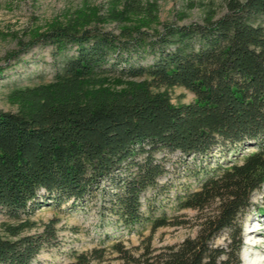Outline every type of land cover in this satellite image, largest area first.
Returning <instances> with one entry per match:
<instances>
[{"label":"trees","instance_id":"obj_1","mask_svg":"<svg viewBox=\"0 0 264 264\" xmlns=\"http://www.w3.org/2000/svg\"><path fill=\"white\" fill-rule=\"evenodd\" d=\"M159 11L158 0L84 2L25 37L0 31L17 41L4 61L41 44L63 56L51 80L9 89L16 110L0 109V213L20 222L48 200L83 205L100 192L127 229L183 226L180 217L142 212L141 195L168 172L158 154L211 161L215 151L240 152L177 196L179 209L197 211L194 237L138 256L120 242L114 248L133 264H241L244 216L264 184V0H226L223 14L189 24L162 22ZM173 86L195 99L174 104L163 90ZM24 226H8L15 239L0 236V264H31L57 244L55 222L20 237ZM224 231L228 244L215 245ZM104 254L73 250L66 264Z\"/></svg>","mask_w":264,"mask_h":264},{"label":"rangeland","instance_id":"obj_2","mask_svg":"<svg viewBox=\"0 0 264 264\" xmlns=\"http://www.w3.org/2000/svg\"><path fill=\"white\" fill-rule=\"evenodd\" d=\"M84 2L102 4L106 0H0V31L17 33L25 37V33L37 25L61 17L65 12L74 10ZM159 15L162 22L189 24L202 22L209 14L221 15L226 11V0H158ZM113 25L107 27L112 29ZM17 47V41L12 37L0 39V65L5 66V78L0 76V109L14 111L16 107L8 101L9 89L13 85H32L51 80L58 71L63 56L55 54L53 45L41 44L33 47L18 58L4 61L8 51ZM151 61V56L143 60ZM174 104L192 102L195 95L182 86L164 87ZM246 146L244 151L252 150ZM166 156L168 172L160 179L159 186L148 189L141 195L142 212L145 217L166 214L171 220L180 217L188 221L183 226H162L153 229L150 221L127 229L121 223H116V217L104 208L105 199L100 192L84 202L74 204L69 200L61 205L48 200L24 220L17 222L0 213V236L15 239L8 230L9 225L25 224L20 237L37 235L44 231L46 224L55 222L57 244L45 247L31 264H66L71 260L73 250L86 251L93 248L105 250L102 259L92 264H133L120 258L114 245L117 242L129 249L133 255H140L150 245L159 249L166 245L178 244L185 238L194 237L197 211L179 209L177 196L186 190L197 189L207 176V169L217 163H229L242 158L243 153L236 156L231 152L220 154L213 152V158L208 161L184 157L180 152L160 153L158 157ZM204 166V168H201ZM43 192V191H42ZM44 193V192H43ZM26 218V219H25ZM264 224V184L251 195V206L243 220V247L241 249V264L259 261L264 264V250L255 249L246 241L260 239L264 243V233L261 237L250 235L255 228ZM18 236V237H19ZM229 242L228 232H222L213 241L215 245L226 246Z\"/></svg>","mask_w":264,"mask_h":264},{"label":"bare ground","instance_id":"obj_3","mask_svg":"<svg viewBox=\"0 0 264 264\" xmlns=\"http://www.w3.org/2000/svg\"><path fill=\"white\" fill-rule=\"evenodd\" d=\"M261 233H264V224L262 223L259 228L254 229V233L250 235H254L255 237H261ZM247 244H252L253 248L255 249H263L264 250V243L260 239L253 240L252 238L248 241H246ZM249 264H259V261H253L250 262Z\"/></svg>","mask_w":264,"mask_h":264}]
</instances>
